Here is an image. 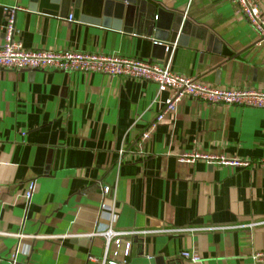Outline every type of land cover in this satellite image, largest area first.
Here are the masks:
<instances>
[{
	"label": "crops",
	"instance_id": "crops-1",
	"mask_svg": "<svg viewBox=\"0 0 264 264\" xmlns=\"http://www.w3.org/2000/svg\"><path fill=\"white\" fill-rule=\"evenodd\" d=\"M151 6L195 28L162 61L171 73L216 88L264 90V44H255L228 0H141L140 10ZM5 7L22 9L13 37L25 50L150 61L151 38L139 28L128 33L69 19L71 11L49 14L31 0H0V43ZM260 8L264 14V0ZM169 95L126 77L0 70V264L14 252L20 264H99L103 240L90 233L161 227L181 231L122 238L126 264H253L250 255L264 250V166L257 164L264 109L184 96L156 121ZM183 155L253 164L181 162Z\"/></svg>",
	"mask_w": 264,
	"mask_h": 264
},
{
	"label": "built area",
	"instance_id": "built-area-1",
	"mask_svg": "<svg viewBox=\"0 0 264 264\" xmlns=\"http://www.w3.org/2000/svg\"><path fill=\"white\" fill-rule=\"evenodd\" d=\"M244 20L251 27L255 34V44H264V14L260 8V0H228ZM22 9L16 7H5L4 22L1 27L2 42L0 43V70L12 71H57L62 73L82 72L97 73L109 77H126L139 79L153 83L157 92L168 90L169 97L163 102L161 111L156 116V121L162 119L163 115L173 111L175 105L184 96H189L198 102L208 105L237 106L242 108L264 109V90L251 89H229L216 88L204 85L199 78H187L173 74L169 71L166 64L152 61H140L124 58L121 56L101 55V54H82L73 52H53L41 50H25L21 44L13 37L14 17L17 11ZM69 19L71 17L69 16ZM152 128V125L150 126ZM148 130L139 135V139H146ZM121 155L122 152H119ZM202 158L209 164L248 167L252 162L246 160L226 159L218 156H195L183 155L179 160L181 162H191L193 159ZM264 166V160L257 163ZM34 188V182L28 181L25 184L22 198L27 206L30 202ZM103 194L108 192L107 187L102 188ZM111 211V210H109ZM218 227H210L205 230H219ZM181 229L158 228L155 230H127L115 231L111 228H105L94 233L91 237L101 238L103 240V254L99 264H126L129 256V244L123 243L122 238H132L138 235L177 233ZM22 239H37L38 236L25 237L23 235H14ZM114 252L109 255L110 248ZM121 249L120 259L117 251ZM181 257L190 262H195L197 257L189 255L187 252H181ZM16 252L11 254L9 264H20L16 261ZM253 264H264V250L253 252L250 255Z\"/></svg>",
	"mask_w": 264,
	"mask_h": 264
},
{
	"label": "water",
	"instance_id": "water-1",
	"mask_svg": "<svg viewBox=\"0 0 264 264\" xmlns=\"http://www.w3.org/2000/svg\"><path fill=\"white\" fill-rule=\"evenodd\" d=\"M32 5L49 14L68 15L79 21L132 32L139 28L151 38L150 61L163 63L180 35L192 34L193 28L179 14L159 6L140 10L141 0H31ZM197 32V30H196ZM163 61V62H162Z\"/></svg>",
	"mask_w": 264,
	"mask_h": 264
}]
</instances>
